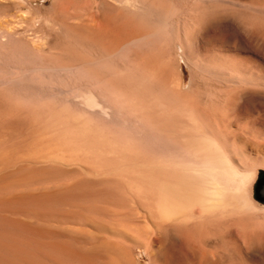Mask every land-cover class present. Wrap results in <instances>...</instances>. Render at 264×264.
I'll return each instance as SVG.
<instances>
[{
	"label": "bare ground",
	"instance_id": "obj_1",
	"mask_svg": "<svg viewBox=\"0 0 264 264\" xmlns=\"http://www.w3.org/2000/svg\"><path fill=\"white\" fill-rule=\"evenodd\" d=\"M261 171L264 0H0V264H263Z\"/></svg>",
	"mask_w": 264,
	"mask_h": 264
},
{
	"label": "rangeland",
	"instance_id": "obj_2",
	"mask_svg": "<svg viewBox=\"0 0 264 264\" xmlns=\"http://www.w3.org/2000/svg\"><path fill=\"white\" fill-rule=\"evenodd\" d=\"M182 69L183 70H185L186 71V69H185V67L182 65ZM70 176V174H64V177L65 176ZM262 175H264V171L262 172H260L259 173V175L256 177V180H255V183H254V185H253V195L255 196V198L257 199V201H259L261 204H263L264 205V195H263V197H262V194H263V191H264V180H263V183H260V181H261V177H262ZM97 188V187H96ZM58 201V200H57ZM57 201H54V202H57ZM60 201V200H59ZM80 201V200H79ZM54 202H52L51 204H54L53 206L51 205V204H49V208H51L52 207V210H54V213L52 212V213H50V215L49 216H46V218L44 219V221L46 220V221H48L47 222V224H45L46 223V221L44 222V224H42L43 226H45V227H50L49 229H52V230H55V231H58V233L60 234V232H61V234H62V236L60 235V237H58L59 236V234H58V238L59 239H61V240H65V241H70L71 243H73V244H75V241L73 240L74 239V237H75V235H77L76 237H78V234L76 233V231H77V226L75 227L74 225H72V221H70V219L68 220V219H66V218H69L70 217V215H69V217H66L65 215L63 216V215H61L63 212H66L67 210H70V208H71V210L73 209V207L72 206H70V203L68 204V203H63L64 201H60V202H57L56 204L54 203ZM63 203V204H62ZM70 207V208H69ZM119 207V206H118ZM56 209V210H55ZM66 209V210H65ZM123 209V208H122ZM70 210V211H71ZM124 210H125V208H124ZM127 210V209H126ZM60 211V212H59ZM128 211V210H127ZM69 212V211H68ZM67 212V213H68ZM57 213V214H56ZM61 213V214H60ZM61 216H60V215ZM52 215H54V216H52ZM72 213H71V218H72ZM131 215L132 214H128V215H126V217H131ZM33 216V215H32ZM57 216H58V219H59V221H60V219H62L61 221L63 222H58V220H55V219H57ZM134 216V215H133ZM35 217L36 216H34V220H35ZM45 216H42V218H44ZM52 217H53V219H52ZM60 217H62V218H60ZM28 220H29V218H31L30 217V215L28 216V217H26ZM74 218V217H73ZM32 218L30 219V221H32L33 220ZM50 219L51 220H54L53 222L52 221H50ZM34 220H33V222H34ZM37 220V219H36ZM36 220H35V223H37L36 222ZM66 220L68 221V223H64V222H66ZM43 222V221H41V220H38V222ZM40 222H39V224H40ZM58 222V223H57ZM51 223V224H50ZM70 223H71V225H70ZM68 224V225H67ZM41 225V224H40ZM47 225V226H46ZM65 226V227H64ZM75 229V230H74ZM74 232V233H73ZM65 234V235H64ZM72 236V237H71ZM70 238H72L71 240H70ZM77 243V242H76ZM78 247H77V246ZM75 246H76V248L78 249V250H80L81 249V247H79V244H76ZM82 250V249H81ZM131 250V251H130ZM129 251H130V256H132L133 255V257H135V258H137V259H139V262H140V264H149V259L147 258V256L144 254V250L141 248V247H138V248H131ZM262 252H263V255H264V248H263V250H262ZM59 255H60V257H59ZM59 258H61L62 259V254H58L57 255ZM66 258H65V256H63V260H65ZM264 259V256L262 257V260ZM68 259H66L65 260V262H69V261H67ZM39 261H41V263L39 262ZM38 261V259H37V262H38V264H54L53 262H51V261H44V260H42V259H40ZM264 261V260H263ZM43 262V263H42ZM263 263V262H262ZM264 264V263H263Z\"/></svg>",
	"mask_w": 264,
	"mask_h": 264
},
{
	"label": "trees",
	"instance_id": "obj_3",
	"mask_svg": "<svg viewBox=\"0 0 264 264\" xmlns=\"http://www.w3.org/2000/svg\"><path fill=\"white\" fill-rule=\"evenodd\" d=\"M262 179H261V181H260V183H263V180H264V175H262V177H261Z\"/></svg>",
	"mask_w": 264,
	"mask_h": 264
}]
</instances>
